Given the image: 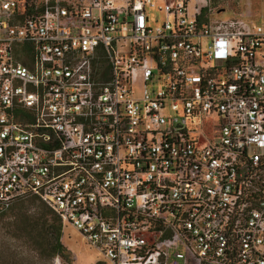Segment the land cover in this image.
Returning a JSON list of instances; mask_svg holds the SVG:
<instances>
[{"label": "built area", "instance_id": "built-area-1", "mask_svg": "<svg viewBox=\"0 0 264 264\" xmlns=\"http://www.w3.org/2000/svg\"><path fill=\"white\" fill-rule=\"evenodd\" d=\"M218 11L0 0V210L110 264H264V26Z\"/></svg>", "mask_w": 264, "mask_h": 264}, {"label": "rangeland", "instance_id": "rangeland-1", "mask_svg": "<svg viewBox=\"0 0 264 264\" xmlns=\"http://www.w3.org/2000/svg\"><path fill=\"white\" fill-rule=\"evenodd\" d=\"M162 1V0H161ZM219 9L218 18L243 17L253 24L264 26V0H207ZM194 0H190L192 7ZM153 16L157 11H152ZM39 202L31 200L14 203L6 210H0V264H110L103 254L90 246L84 236L71 225L63 224L62 241L69 249V258L54 256L51 259L42 256L30 243L10 237V230L5 227L8 216L17 217L15 227H24L26 219L37 208Z\"/></svg>", "mask_w": 264, "mask_h": 264}, {"label": "trees", "instance_id": "trees-1", "mask_svg": "<svg viewBox=\"0 0 264 264\" xmlns=\"http://www.w3.org/2000/svg\"><path fill=\"white\" fill-rule=\"evenodd\" d=\"M27 200H31L32 203L39 202V204L31 213L30 219L24 222V227H15L17 217H7L4 224L11 232L10 237L32 244L42 256L48 259L57 255L69 258V249L62 241L63 222L59 214L39 197L17 200L14 203Z\"/></svg>", "mask_w": 264, "mask_h": 264}]
</instances>
